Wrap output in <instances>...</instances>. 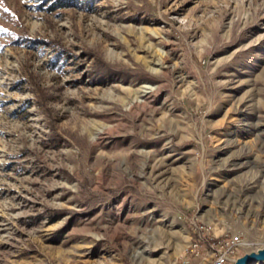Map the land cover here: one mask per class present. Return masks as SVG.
I'll return each mask as SVG.
<instances>
[{
  "label": "rangeland",
  "instance_id": "1",
  "mask_svg": "<svg viewBox=\"0 0 264 264\" xmlns=\"http://www.w3.org/2000/svg\"><path fill=\"white\" fill-rule=\"evenodd\" d=\"M231 235L264 249V0H0V264Z\"/></svg>",
  "mask_w": 264,
  "mask_h": 264
},
{
  "label": "built area",
  "instance_id": "2",
  "mask_svg": "<svg viewBox=\"0 0 264 264\" xmlns=\"http://www.w3.org/2000/svg\"><path fill=\"white\" fill-rule=\"evenodd\" d=\"M200 230L203 229L200 228ZM203 238V232H199V236L191 245L190 253L195 251L199 242H203ZM208 241H210V238ZM240 245L241 239L238 235H231L229 237L223 238L222 240L210 242L209 246L212 250V259L206 264H228L239 249Z\"/></svg>",
  "mask_w": 264,
  "mask_h": 264
},
{
  "label": "water",
  "instance_id": "3",
  "mask_svg": "<svg viewBox=\"0 0 264 264\" xmlns=\"http://www.w3.org/2000/svg\"><path fill=\"white\" fill-rule=\"evenodd\" d=\"M256 262H264V249L245 254L242 257L236 259L233 264H253Z\"/></svg>",
  "mask_w": 264,
  "mask_h": 264
},
{
  "label": "bare ground",
  "instance_id": "4",
  "mask_svg": "<svg viewBox=\"0 0 264 264\" xmlns=\"http://www.w3.org/2000/svg\"><path fill=\"white\" fill-rule=\"evenodd\" d=\"M144 88H145V89L141 91L142 94L144 93V95H145L146 93H149V92H150V89H151V88H147V87H144ZM147 89H149V90H147ZM148 91H149V92H148Z\"/></svg>",
  "mask_w": 264,
  "mask_h": 264
}]
</instances>
